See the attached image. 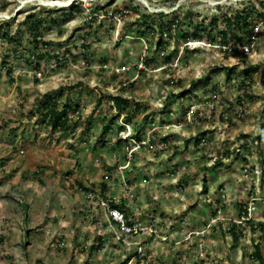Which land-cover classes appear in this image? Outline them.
<instances>
[{
	"label": "rangeland",
	"instance_id": "obj_1",
	"mask_svg": "<svg viewBox=\"0 0 264 264\" xmlns=\"http://www.w3.org/2000/svg\"><path fill=\"white\" fill-rule=\"evenodd\" d=\"M55 1L0 0V264H264V0ZM52 92L78 105L62 134L26 115ZM115 95L140 109L102 137ZM90 189L156 235L118 240Z\"/></svg>",
	"mask_w": 264,
	"mask_h": 264
},
{
	"label": "trees",
	"instance_id": "obj_2",
	"mask_svg": "<svg viewBox=\"0 0 264 264\" xmlns=\"http://www.w3.org/2000/svg\"><path fill=\"white\" fill-rule=\"evenodd\" d=\"M264 2V1H263ZM77 0H72V2L69 4L70 5V12L74 11L76 9H78L77 7ZM160 15H163L162 12H158ZM251 12L248 10H241V11H236L235 13H233V16H228V14L225 15V23L228 25V27L234 26L236 28H240L241 31H243L244 33H249V31L251 32L252 30H250V26H251ZM173 17H176V15H173ZM27 22L29 27L31 28L30 31V35L33 37L32 38V43L34 45V48L37 47L39 45V38L42 35L41 32V25H42V20L41 19H37V20H32L33 15L32 14H28L27 15ZM177 18V17H176ZM175 20H171V22H167L168 25H171L172 22ZM176 22H178V20H176ZM214 23L216 22V20L213 21ZM160 27H163L164 24L160 23L159 24ZM5 28L2 24H0V41H5L8 45H11L10 47L12 48V51H16L18 50L16 48V50L14 49L15 47H17L19 44L18 41L14 40V34L11 33L10 28L7 27V24H5ZM195 37H199V36H195ZM250 40V38H249ZM42 50L37 49L36 53L33 54V58H35L37 60V64H35V67L39 68V62L48 58V54L47 52H41ZM236 55H239V52L235 51L234 52ZM6 58H3V60L1 61V65L0 66V73L2 68L6 67L8 64H6L8 62V58L9 55H5ZM57 57V56H54ZM6 73H8L9 75H11V70L10 68H7ZM54 94L55 97L58 98V96L52 92V93H46L45 96L41 99L36 100L35 104L33 105L34 107L31 108L29 110V112L26 114L29 117H34V116H38L41 117V120L44 122V124L46 126H49L51 130L53 131H59L61 134L67 132L68 130H71L73 127V122L75 121L72 116L71 113L75 111V109L78 107L77 104H75L74 101L68 100L65 104H61V106L59 105V101L56 100H52L50 98V96ZM60 95V97L62 96V92L58 93ZM53 95V96H54ZM110 100L113 101V107L116 109H118V114H116L114 117H112L109 121V124L103 126L102 128V137L108 132L110 131V124L113 123L114 120L119 118V115L121 114V112L125 113V121L127 123H133V117L135 115V113L137 111H139V105H135L134 109L130 108L127 109L126 106L130 103L129 98L124 97L122 95H115V96H111ZM111 103L109 105V107H112ZM78 119L80 117H77ZM76 122V121H75ZM138 141H141L140 138L137 139ZM264 155V154H263ZM262 163H264V158L262 160ZM205 189H207V186L205 184V180H204V186ZM121 208H124V203H120L118 205ZM239 218H244L246 217L245 221H247L249 223V221L251 220L250 217L247 218L248 215V209L245 206V204H239ZM216 214V211H214V215ZM128 219V217H127ZM129 220V219H128ZM130 222V220L128 221ZM240 230V224H236L234 222L231 223V225L228 228V232L231 233L232 237H233V241L238 240L239 236L241 235ZM101 237L99 238V241H101ZM251 257L254 258L255 260L257 259L258 261L264 263V258L263 255L261 253V249H260V244L259 243H255V249L254 251L251 253ZM121 264V263H120Z\"/></svg>",
	"mask_w": 264,
	"mask_h": 264
},
{
	"label": "built area",
	"instance_id": "obj_3",
	"mask_svg": "<svg viewBox=\"0 0 264 264\" xmlns=\"http://www.w3.org/2000/svg\"><path fill=\"white\" fill-rule=\"evenodd\" d=\"M253 38H255L254 34L252 35V39ZM245 51H248L247 47H245ZM94 190L95 189L86 190V193L88 194V197L96 195L97 205L107 212L109 222L112 223L117 230L113 235L116 236L118 240L122 239V235L126 237L132 235L136 236V234L146 232L147 230H150L151 235H156L157 227L155 228V225L149 228V226L146 227L142 225L141 221H133L130 219L126 209L118 206L122 203V198H112L107 196L106 193L96 192ZM127 217L130 222H128L129 220Z\"/></svg>",
	"mask_w": 264,
	"mask_h": 264
},
{
	"label": "bare ground",
	"instance_id": "obj_4",
	"mask_svg": "<svg viewBox=\"0 0 264 264\" xmlns=\"http://www.w3.org/2000/svg\"><path fill=\"white\" fill-rule=\"evenodd\" d=\"M66 1H67V0H66ZM71 1H72V0H71ZM55 3H57V4H61V5H68V4L64 3V2H63V4H62V2H61L60 0L55 1ZM46 4H48V3H46Z\"/></svg>",
	"mask_w": 264,
	"mask_h": 264
},
{
	"label": "clouds",
	"instance_id": "obj_5",
	"mask_svg": "<svg viewBox=\"0 0 264 264\" xmlns=\"http://www.w3.org/2000/svg\"><path fill=\"white\" fill-rule=\"evenodd\" d=\"M72 1H70L69 3H67L68 5L71 3Z\"/></svg>",
	"mask_w": 264,
	"mask_h": 264
}]
</instances>
